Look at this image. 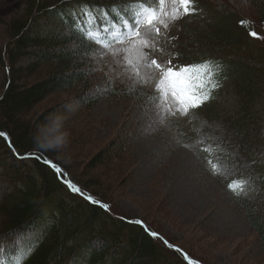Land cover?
Instances as JSON below:
<instances>
[{"label":"rangeland","instance_id":"1","mask_svg":"<svg viewBox=\"0 0 264 264\" xmlns=\"http://www.w3.org/2000/svg\"><path fill=\"white\" fill-rule=\"evenodd\" d=\"M216 3L250 18L252 29L260 31L262 39L249 36L237 50L263 60L264 29L246 0H195L196 11L190 16H185L179 0H157L137 18V28L128 31L126 38L92 54L94 65L87 67L86 86L50 96L29 117L36 121L54 110L51 121L42 124L41 137L55 144L67 134V144L54 148V158L66 164L77 180L94 183L97 187L89 188L110 198L120 210V215L113 216L142 218L209 264H264L263 244L243 208L245 201L264 202V181L252 162L253 157L264 160V118L242 141L226 120L239 109L230 81L216 76L219 87L213 98L197 110L191 102L177 100L167 72L169 61L180 69L216 54L227 56L225 52L222 56L216 51L205 53L204 47L187 36L189 28L205 35L238 26L215 10ZM21 11L12 1L0 0V51L8 43L10 24ZM33 60L25 57L9 65L10 73L17 68L28 70ZM5 73L0 65V96ZM47 76L45 67L26 74L23 81ZM109 88L117 94L143 89L151 99L141 105L134 99L102 97ZM82 89L87 98L98 100L88 109ZM69 113L62 125L55 122L56 116ZM3 152L0 149V158L5 159ZM100 154L103 162H94ZM12 175L10 163L6 169L0 165V202L16 185ZM229 183L243 199H235ZM44 221L25 236H37Z\"/></svg>","mask_w":264,"mask_h":264},{"label":"trees","instance_id":"2","mask_svg":"<svg viewBox=\"0 0 264 264\" xmlns=\"http://www.w3.org/2000/svg\"><path fill=\"white\" fill-rule=\"evenodd\" d=\"M10 1L22 11L10 24L8 43L0 51V65H4L7 73L0 96V133H5L14 147L10 149L9 143L0 138V149L5 155V159L1 156L0 165L6 169L10 163L16 185L0 202V264H14L17 260L21 264H209L190 249L165 237L146 220L139 219L159 238H153L144 228L129 223L136 219L113 216L115 213L120 215V210L110 198L89 188L97 187L94 183L77 180L66 164L54 158V148L40 146L48 144L40 130L44 121H51L54 110L44 112L40 117L43 119L36 121L29 117L30 112L50 96L86 86L90 78L87 67H93L92 54L98 49L89 39L90 32L104 34V27L117 30L116 25L133 21L136 11L157 0ZM246 3L264 29V0H246ZM214 6L216 11L235 20L238 26L205 35L199 29L189 28L187 36L204 47L205 53L216 51L221 56L223 52L227 53L222 58L218 54L208 58L219 66L217 76H223L234 85L239 109L234 117L228 115L226 120L236 137L246 141L252 128L264 118V59L251 58L237 50L239 44L246 45L245 39L253 30L250 18L230 11L222 3ZM241 21L248 23L242 26ZM257 33L261 37V32ZM25 57L34 59L28 70L17 68L10 73L9 65H17ZM45 67L46 78L24 83L26 74L39 73ZM80 91L87 109L98 101L87 98L83 89ZM107 91L102 97L134 99L141 105L151 99L143 94V89L125 90L119 94L110 88ZM14 153L30 158L21 159ZM36 156L41 159L32 158ZM102 158L100 154L93 161L103 162ZM44 160L61 168L62 176H58ZM252 160L264 181V160L256 157ZM66 182L77 185L81 194L73 193ZM231 190L235 199H243L236 188ZM85 196L108 205L110 211L92 204ZM245 202L243 208L263 244L264 255V202L260 205ZM43 221L45 226L37 236H25Z\"/></svg>","mask_w":264,"mask_h":264},{"label":"snow or ice","instance_id":"3","mask_svg":"<svg viewBox=\"0 0 264 264\" xmlns=\"http://www.w3.org/2000/svg\"><path fill=\"white\" fill-rule=\"evenodd\" d=\"M179 3L183 5V8L185 9V16H190L195 14V0H179ZM182 17H177V19H180ZM133 29L136 26V19L130 22ZM247 21H241V25L245 26L247 25ZM104 34H98L96 36H89L90 41L94 42V45L99 46L103 45L105 48L108 45H111L115 43L117 40L126 38L128 34L127 27L124 26V29L117 33L115 28L103 29ZM249 36L256 39H262L255 31H250ZM147 51V49H146ZM159 63V61H157ZM163 67V66H162ZM219 66L215 65L213 62L209 61L206 63H201L196 66H184L180 69H176L171 65V62H168L167 66V72L168 75L172 81V90L175 93V96L178 101L188 103L191 102L192 105H194L195 109L202 108L204 104L209 102L213 97L212 93L219 87L218 80L215 79L217 75ZM193 77H195V84L192 83ZM0 138L4 139L6 142L9 143L10 149L14 146L10 143L9 138L5 133H0ZM18 156V158L24 159V158H30L28 156H19L18 153H14ZM36 159H41V157L36 156L32 157ZM46 165L50 166L55 170V172L58 174V176H62V169L59 168L55 163L44 160L43 161ZM67 187L76 194H81L82 190L75 185L74 183L67 182ZM86 200H89L92 204H97L99 207L104 209L105 211H110V208L108 205L98 203L90 196L84 197ZM129 223L138 225L145 229L146 233L150 235L153 238H159L157 233L151 232L146 228V226L143 224L140 220H131ZM38 242V241H36ZM165 244H167L168 247H171L170 244H168L167 241H164ZM29 249H25V252H27ZM179 251V249H177ZM14 264H21L19 260L15 261ZM26 264V262H25Z\"/></svg>","mask_w":264,"mask_h":264},{"label":"clouds","instance_id":"4","mask_svg":"<svg viewBox=\"0 0 264 264\" xmlns=\"http://www.w3.org/2000/svg\"><path fill=\"white\" fill-rule=\"evenodd\" d=\"M71 113H69L68 115L65 116H56L55 117V122L59 123L60 125H62L64 122L67 121V119L70 118ZM67 144V134L64 133L62 134V137L60 140H58L55 144L52 143H48V144H41V147H46V148H57V147H63Z\"/></svg>","mask_w":264,"mask_h":264}]
</instances>
